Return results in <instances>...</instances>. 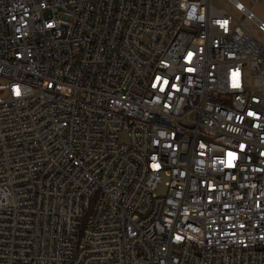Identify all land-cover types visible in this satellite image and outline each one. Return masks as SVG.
I'll list each match as a JSON object with an SVG mask.
<instances>
[{
  "label": "built area",
  "instance_id": "2783aa9c",
  "mask_svg": "<svg viewBox=\"0 0 264 264\" xmlns=\"http://www.w3.org/2000/svg\"><path fill=\"white\" fill-rule=\"evenodd\" d=\"M0 264H264V21L0 0Z\"/></svg>",
  "mask_w": 264,
  "mask_h": 264
},
{
  "label": "rangeland",
  "instance_id": "374dc122",
  "mask_svg": "<svg viewBox=\"0 0 264 264\" xmlns=\"http://www.w3.org/2000/svg\"><path fill=\"white\" fill-rule=\"evenodd\" d=\"M240 1L247 9L252 10L254 15L261 21H264V0L258 2L256 4L255 0H238ZM162 184L160 185L157 193L158 195H165L167 193V182L168 178L163 175L162 176Z\"/></svg>",
  "mask_w": 264,
  "mask_h": 264
},
{
  "label": "snow or ice",
  "instance_id": "6c2138e0",
  "mask_svg": "<svg viewBox=\"0 0 264 264\" xmlns=\"http://www.w3.org/2000/svg\"><path fill=\"white\" fill-rule=\"evenodd\" d=\"M15 93H16L17 96H19V95H20V91H19V89H16V90H15ZM229 157H230V160H229V166L231 167V166H232V165H231V160H234L236 157H235L233 154H231V153H229Z\"/></svg>",
  "mask_w": 264,
  "mask_h": 264
}]
</instances>
